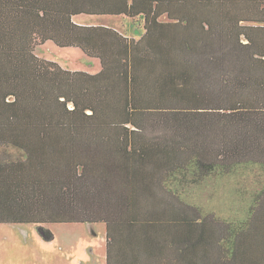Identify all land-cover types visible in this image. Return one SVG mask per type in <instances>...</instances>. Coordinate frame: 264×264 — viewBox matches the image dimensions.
Segmentation results:
<instances>
[{
    "label": "trees",
    "instance_id": "obj_1",
    "mask_svg": "<svg viewBox=\"0 0 264 264\" xmlns=\"http://www.w3.org/2000/svg\"><path fill=\"white\" fill-rule=\"evenodd\" d=\"M48 40L101 70L38 56ZM0 145L25 154L0 162V223L105 222L108 264H264V187L239 221L171 187L264 166V0H0Z\"/></svg>",
    "mask_w": 264,
    "mask_h": 264
},
{
    "label": "rangeland",
    "instance_id": "obj_2",
    "mask_svg": "<svg viewBox=\"0 0 264 264\" xmlns=\"http://www.w3.org/2000/svg\"><path fill=\"white\" fill-rule=\"evenodd\" d=\"M76 20L110 23L111 16L78 15ZM103 20V21H102ZM35 53L57 62L64 68L97 72L101 61L89 57L77 46H59L48 40ZM25 154L13 145H0V162L23 159ZM191 174H180L171 187L188 203L203 207L230 219H245L249 214L252 196L264 187V166L247 164L233 173L217 174L197 183ZM95 228L96 232L92 230ZM53 240L40 236L34 224L11 225L0 223V264H106L104 225L88 222H62L46 225Z\"/></svg>",
    "mask_w": 264,
    "mask_h": 264
},
{
    "label": "crops",
    "instance_id": "obj_3",
    "mask_svg": "<svg viewBox=\"0 0 264 264\" xmlns=\"http://www.w3.org/2000/svg\"><path fill=\"white\" fill-rule=\"evenodd\" d=\"M88 16H90V15H88ZM111 18L112 19L110 21V24L113 27H115L118 30H120L121 32H123L125 35L129 36V37H132V38H135V39H140L144 35V33L146 32V28H145V20H146V18L142 14L141 15H138V16H134V17H130V16H126V15H112ZM158 20L160 22H165V23H168V22H176L177 21V19H173V18L169 17L167 14L161 15L158 18ZM75 21H77L80 24H97V23H101V24H104L105 23V24H108L107 22H101V21H98L97 23L90 22V21H87L85 19L84 20H76L75 19ZM101 68H102V64H101ZM101 68H100V70H101ZM99 71H97V72H99ZM97 72H94V73H97ZM90 73H92V72H90ZM88 223H90V224H93V223H101V224L104 225V233H105V237H106V264H108V234H107V225H106L105 222H88ZM7 224H11V225L16 226V225H20V224L22 225V224H34V223H7ZM34 225L37 228V225L36 224H34ZM92 230L94 232H96V230H95V228H93V226H92ZM116 254H117L116 252L113 253V256L116 255Z\"/></svg>",
    "mask_w": 264,
    "mask_h": 264
}]
</instances>
